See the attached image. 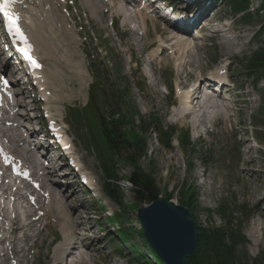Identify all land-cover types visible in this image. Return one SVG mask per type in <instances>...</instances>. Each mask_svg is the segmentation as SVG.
<instances>
[{
	"label": "rangeland",
	"instance_id": "1",
	"mask_svg": "<svg viewBox=\"0 0 264 264\" xmlns=\"http://www.w3.org/2000/svg\"><path fill=\"white\" fill-rule=\"evenodd\" d=\"M66 1L73 2L74 7L71 8V10L80 13L79 20L75 18V22L77 23L80 21L83 30L81 37H94L89 39V41L87 40V44L83 43L81 38L79 40L76 37L75 40L74 37H71L73 45L70 49L66 48V52L62 53L66 55L68 52L67 57L70 56V58L68 57V60L66 56L65 58L69 64L78 61L80 57L82 61L83 58L84 62L82 61L81 63L86 67L90 75L87 85L89 86L93 82L91 77L92 69H98L102 74V84L107 88L111 87L114 89L119 86V84L125 85V89L128 91L132 100L130 105L135 108L137 115L146 121L145 125H149L151 122L154 123L155 118H157L159 122H162L163 126L176 130L179 137H181L185 131L189 133L193 148L188 146L182 148L177 145L176 141H173L171 143V149L169 150L161 148L155 137L151 135V133H148L147 136H145L148 154L146 159L141 161L140 164L143 172L146 174L151 173L161 194L163 196L165 193L170 194L171 201L175 203L179 200L178 187L182 181L187 183L188 186L193 187L196 199L198 200L195 211L191 214L198 227L206 228L210 227L212 224L218 226L221 224L220 219L215 214L220 204L227 205L235 211L234 217L238 222H243L244 216L242 213L239 215V213L236 214V212L242 211V207L245 208V211H243L249 218L248 221L242 225V230L249 241L247 246L248 255L252 259L260 258L261 264H264V212L262 213L260 210L262 209L264 211V77H262L258 84H255L253 78H247L245 70L240 64L244 62L245 58L251 52L258 49V47L261 46V42H263L262 38L259 39V43L258 39L255 38L260 29V24L264 23V13H257L258 10L256 11V8L259 7L258 2L256 0H250L249 11H254V14L251 15L248 24L241 23L238 20V16H233L226 7L222 5L218 6V1L209 7L218 10V22L225 21L226 25L230 26L228 27V29L230 28L229 30H225L223 28L227 27H223V24H221L220 26L222 27L220 28L222 29L212 31L210 37L214 40H218V45L225 43V41L229 46L231 45L230 47L228 46L231 54H229L228 58L224 56V52L221 50L220 46L218 47L216 41H201L204 50H202L200 46L199 50L197 47H194L195 45L192 46L191 50L189 47V52L192 53H194V50L197 53L202 50V54L199 55L201 62L197 55H193L192 58H190V54L181 57L179 54L173 53V57L177 58V64L181 59L183 60L182 66L179 67L182 69L180 73L173 67L175 61L169 60V62H167L168 57H160L162 62L154 61L152 64H149L151 58L150 55H146L148 44L156 40L157 34L166 41L168 39L166 35L160 34L157 29L156 33H154V28L149 23H147L146 37L142 38L138 44L136 35L123 34L128 26L124 25V27H121L120 18H122V16L120 15V18L117 19V21H119L117 30L115 29L116 24L113 25L117 34H120V45L119 41L115 39L114 34L112 35L108 21H105V23L92 21L89 17V10L83 7V2V5H81L79 0ZM96 2L97 5H99L97 12H99L98 15L100 16L103 11V6H100L99 0ZM83 15L86 16L88 20H85ZM108 15L109 14L105 15L104 19L108 18ZM213 16L207 19L209 26L207 22L204 24L206 30H208V28L212 30L218 25L217 21H211ZM232 23L233 25H231ZM158 29H160V27ZM77 31L78 29L76 28V34ZM209 32L203 31L202 36L208 37L210 35ZM227 34H230L231 37H228L230 35ZM176 36L177 40H182L178 39L180 38L178 35ZM81 41L83 43L82 45H80ZM156 43H158L157 40ZM197 43H199L198 40L194 41L193 44ZM149 45L152 46L154 44L150 43ZM211 45L212 47H210ZM63 46L62 44L61 47L63 48ZM232 46L234 47L232 48ZM171 50L177 52L178 48L173 47ZM142 51H144V53H142ZM55 54L58 55L57 57H61L62 55L59 53V50H56ZM222 57L224 59H222ZM160 58L158 60H160ZM186 58H188V60ZM230 59L232 60L231 74H233V77L234 75L239 76L229 81L230 84L233 82L234 85H231L233 91L229 93V98H227L233 102L231 104H234L237 100L234 106L229 104L230 102L228 103L231 118L223 119L224 121L219 120L215 123L216 125H214V129L211 133L206 137L197 139L194 131L191 129L193 125L192 121L187 118L189 120L180 123L172 114L171 106L176 100L172 95L171 85L174 84L173 86L177 85L182 87L185 84L186 86L189 84L190 80L187 74L191 73L193 80H195V74H204V70L200 69L199 65L201 68H210V65H218L220 62ZM218 60L220 62H218ZM44 61L48 64L47 61L49 60ZM148 67L153 69L156 86L151 81L144 80V75ZM187 68L190 72L187 71ZM182 73L185 74L184 80L181 78L183 75ZM56 81L57 83L61 82L58 80ZM163 84L171 93L168 98H165L163 88H159L158 86ZM62 86L65 88L67 87V89H61ZM62 86L55 90L59 94L60 100L50 101L49 108L54 119H58L60 115L62 118H65L69 129V138L73 139L75 154L78 159L80 158L82 160L83 170L92 176V180H94L93 190L96 192L95 200H93L89 193L84 195L78 189L77 195L74 196L75 198L71 197V200H69L73 206L74 202L76 207L80 205L78 207L80 209H78L79 212L84 208L86 209L85 212L86 215H88L87 219L90 218V222L87 221L84 226H87L85 227L87 231L92 230L90 231V235H93L96 240L100 239L94 243L91 242V245L90 241H87L89 236L87 238L85 237L83 240V243L89 246L87 250L92 251L91 247H93V252H90L92 255L89 253V256H91L88 257L87 263L114 264L113 261L115 259H120L121 264H131V260L134 259L131 257V259H129L128 254L125 256L126 251L124 248L118 246L115 240H113L116 227L107 229L102 223V219L107 216H114L115 213L117 215L121 214H119L120 209L115 205L116 203L114 204L111 202L102 193L100 188L102 175L100 172V163L98 162L108 163L110 161V154L106 152V144L100 136V127L97 117L88 114L87 111L84 112V106L89 97L87 86L86 84L81 85L79 82L77 84L75 79L68 83L65 81ZM237 89L240 90L232 94ZM232 97L235 100H232ZM75 108L83 109V114L73 111ZM196 115L197 113L192 115L191 118ZM31 116H33L32 113ZM73 116L75 119H73ZM150 117H152V121L149 120ZM135 121L136 125H141L140 121ZM239 123H242L244 126L243 132H240L241 128ZM254 129L259 130L258 133L260 136L253 134ZM235 132H237V135H232V133ZM243 133L246 139L243 138L241 142ZM247 139L249 141L245 144ZM252 140H254L255 144ZM249 146L254 149L249 150L250 152L247 154L245 150ZM202 158L204 159L202 160ZM247 161H252L253 164L251 169L247 167L245 163ZM148 164L150 166V173ZM114 168L120 176H129L133 172L131 166L124 163H120L118 167L114 164ZM126 186L128 185L126 184ZM122 196L125 201L133 202L131 193L126 192L123 193ZM80 203H82L83 206ZM128 210L130 211H127V217L132 220L129 226L138 227V223L135 221L136 212L132 207H128ZM206 210H210L214 214L208 217L206 215ZM70 213L73 212L71 211ZM76 213L78 214V211H76L75 214ZM89 213H94V216H91ZM55 216L57 217V215ZM84 226L79 225L76 227L75 231L78 232L77 234L88 233L82 232L86 231L82 228ZM95 226L98 227L97 231H95ZM55 227L56 226L51 223L49 228L38 236V255L34 264H51L53 248L57 247L61 240V233ZM100 234H106V236L102 237ZM79 236L80 235H78V237ZM109 236H111V238ZM56 241H58V243H56ZM132 242L143 248V244L138 237H132ZM125 247L133 255L140 258V255L135 253L128 245ZM79 251V253L76 251L77 256L83 252V250ZM59 253L60 251L57 252L53 264H57V262L58 264L64 263L59 259ZM82 254L84 256L88 255L87 252ZM120 261L115 260L116 264H120ZM135 264H139V262L136 261Z\"/></svg>",
	"mask_w": 264,
	"mask_h": 264
},
{
	"label": "bare ground",
	"instance_id": "2",
	"mask_svg": "<svg viewBox=\"0 0 264 264\" xmlns=\"http://www.w3.org/2000/svg\"><path fill=\"white\" fill-rule=\"evenodd\" d=\"M43 1H45V0H43ZM81 1L84 3V7L89 10V12L91 13V16L96 18L97 20H99V18H97V15L99 14V12H97L99 5H97V2H96L98 0H81ZM110 1L114 2L117 5L116 6L117 12L123 13L122 11H124L126 8L123 4L116 3L115 0H110ZM111 2H110V4H111ZM24 5L27 6V9L24 10V13H23V15L26 18V21L24 22L25 29L28 31V34L32 40V43L35 46L37 55L38 56L40 54L42 55V57H39V58L40 59L45 58L46 60L49 59L50 64H51L49 70H45L43 68V70L39 73L40 74V77L38 78V81H40L39 85L42 86L43 90H44L43 94H41V97H43L45 99L44 95H46V93H47L46 91H49L48 87H50V86L52 87V85H53V90H56V86L57 87L61 86L62 81H66V83H68V82L72 81L73 79H75L77 84H78V82L81 85L85 84L88 81L89 75L87 74L85 69L82 67V63H77L75 61L74 63L69 64V62L66 61V58H67V60H68V57L70 58V56L67 57L68 52L64 56L61 55V57H57L58 55H56L55 51L52 49L51 43L49 42V38L47 36V33L45 32L44 23H43V21L37 19V18H39V16L36 17V15H35V9H34L35 7L38 8L39 12L42 11V8L40 5V0H25ZM50 9L51 8H49V10ZM47 14L52 15L54 17V18H52V21L56 25L55 16L57 19L60 16L57 13H55V11L54 12L49 11V12H47ZM135 15L137 16V18L139 20V24L141 25L140 28L146 33L147 32V26H146L145 21L149 17L150 12L149 11H144V12L137 11V12H135ZM32 16H33V19L31 18ZM202 16H203V14L199 15L197 17V21L201 20ZM208 16H209V13H208ZM60 19L61 20H59V21H62L61 22L62 24H60L61 28L66 29V26L64 25V19L61 17H60ZM207 21L208 20L206 19V22ZM152 24L154 26V32L155 33H156V29H157V30H159L160 34L166 35L168 37V39L165 43L170 42V44H171L170 49H172L173 47L178 48L177 52H175V51L173 52L174 49L172 50V52L174 54H179L181 57H183V55L186 56L187 54H190V56H191L190 58H192V56L194 54L192 52H189V47L191 46V44H190L191 42L189 43L188 39L185 38V37L189 38V35H187L190 32L189 30H184V29L183 30H171V29L169 30L167 27H160V29H158L159 27L157 28L156 23L152 22ZM200 24H201V22H200ZM59 30H60V27H59ZM172 32H174L175 34ZM180 32H184L183 33L184 36L180 35L179 34ZM176 35H178L179 37L181 36L180 38L182 40H177ZM157 39L161 40L162 37L157 34ZM197 40L199 42V38H197ZM219 42H220V40H219ZM193 45H195L194 47H197V49L199 50V46H200L199 43L193 44ZM219 46L221 47V50L224 52V56H227V58H228L229 54H231L230 48H229L231 45L229 46V44L226 43V41H225V43L220 44ZM151 47L153 48L151 51V56L153 58H155V60H157V61L160 58V56H158L159 51H162V53L164 52V50L167 51V48L162 47L161 45L155 47V44H154ZM233 47L234 46H232V48ZM191 49L192 48L190 47V50ZM39 52H40V54H39ZM71 52H73V51H71ZM65 56H66V58H65ZM222 59H224V58L222 57ZM159 61L162 62L161 58ZM57 62L62 63L64 65L68 64L69 66L66 67V69L64 68V70L62 69V73H60V72H58ZM194 62H196V61H194ZM182 63H183V60L181 59L178 63V66L179 67L182 66ZM190 64H191V62H190ZM184 68H186V67H184ZM194 69H195V66H194ZM226 69L228 71V67ZM34 74L36 75V73H34ZM203 75L204 74L201 75V74L197 73V74H195V80H193L191 73L187 74V76L190 77L189 84H187L186 86L184 84V86H182L183 88L189 87V85L193 81L200 83V86H199L198 91L182 92L178 95V97H177V103L178 104L174 107V116H176V117L178 116V121H180V122L186 121V120H188L187 118L190 119L192 115L196 114V112L198 115L200 113L199 100L202 97H204L203 101L205 102L203 104V107H206V109L207 108H212V109L217 108V105H216L217 101L227 102V100H229L227 97H225L223 95H229V93L233 91V87L231 86L230 82L224 84V86L222 87V92L219 95H216L215 97L210 96V95H213V93H211V91H210L211 87L206 88L207 83H205L204 79L202 78ZM56 80L61 81V82H59L60 84L57 83ZM177 87L179 88L181 86H177ZM212 92H214V91H212ZM18 95H19V92H18ZM206 95H208L210 98L213 97L215 99L214 100L215 103L210 101V98ZM54 96H55V98L57 97L56 95H54ZM54 96H53V98H54ZM228 102L233 103L230 100ZM192 103L194 104V106L191 105ZM46 106H47V103H46L45 107ZM18 107H20V110H21L20 113H17V115H19L20 119H22V118L26 119L30 116V114L23 112L28 107V104H26L24 101L20 100V101H18ZM27 110H29V109H27ZM27 110H26V112H27ZM196 116H195V118H196ZM222 118H230V116L229 115H222ZM7 121H11V128L10 129H12V130H19L20 129V125H18V126L14 125L12 120H7ZM12 125H14V126H12ZM21 127H23V125H21ZM23 128H25V126ZM8 130L9 129L0 128V136H1L0 139L6 141V145L8 147V151H7L8 156L10 158H13V157H16V155H20V153L18 151L19 145H17V144H19V141L15 140L13 138V136L9 134ZM245 153L248 154L249 151L247 150ZM29 162L31 163V161L26 162L24 160V163H26V164H28ZM245 163L247 164V167H250V169H251V166L253 164L252 161H247ZM244 167H245V165H244ZM21 168L22 169L24 168V166L22 164H21ZM48 175L51 176L52 173H48ZM88 178L90 180V177H88ZM45 181L48 184H46L44 182H41L40 184L45 189L44 193L47 194L46 199L42 200L41 198H37V205L35 208L36 212L42 213L43 218H38V219L33 220L31 217V214H29L31 212V210H29L24 215L25 223H20L19 221H16L15 219H13L12 221H9L10 227H11V229H10L11 234L16 235L15 232H19V234L21 236H19L18 238H14V240H10L9 239L10 238L9 231L8 230L6 231V229L1 230V231L6 233L7 237L4 240H0V244L2 246L5 245V243H9V245L10 244L13 245V242H14V245L10 250L4 249V254L0 255V264H8V261L10 259H12L14 261V264H26L28 258L29 257L32 258V248L29 247L30 246L29 240L31 238H33L31 240H33V250H34L35 249V240L39 236V234H36V230L38 231L41 226L45 227L46 222H48L50 220L54 222V224L57 226L59 231L62 233V237H63L61 245L58 246L57 248H55V250H54V255H53L54 257L52 259V264L54 262L53 260L57 256L56 254L58 251H60L59 259H61L62 262H64L63 264H88L87 259H88V257L91 256V255L89 256V253L91 250L90 251L87 250V249H89V246L86 245V243H83V240L85 239V237L87 238L88 236H90V234L89 233L77 234V232L75 231L77 226H79V225L84 226L87 223V221H89L90 218L87 219L88 215H86V212H85L86 209L84 208V209H82L81 212H79L80 209L78 207L80 205L78 207H76L75 202H74V206H75L74 207L73 204L69 202V200H71V197L76 196V191L73 189L71 190L70 185H67V184L62 185L58 179H47L46 178ZM3 182H5V181H3ZM3 182L0 183V191L2 192V194H6L9 189L4 187ZM21 182H24V181L21 180ZM12 194L17 199L22 198L17 193H12ZM260 210L262 211V213L264 212L262 209H260ZM71 211L73 213H70ZM76 211H78V214L77 213L75 214ZM35 215H33V216H35ZM55 215H57V217ZM0 217L3 218V220H7L6 215L2 212V210H0ZM2 224L4 225V223H2ZM39 225H40V227L37 228ZM85 227L86 226H84L82 228H85ZM35 228H37V229L35 230ZM196 231H197V235H198L197 228H196ZM38 233H39V231H38ZM78 235H80L79 236L80 238L78 237ZM88 240H89V237H88ZM18 243L23 244V246L17 247ZM79 250H83V252H81V254L77 256V253L80 252ZM196 250H197V247H196ZM76 251H78V252L76 253ZM2 252H3V250L0 251V253H2ZM86 252L88 255L84 256L82 253H86ZM75 255H76V259H75ZM195 255H196V253H195ZM35 258L36 257L34 256L33 257V263L35 261ZM68 259H70V260H68ZM116 262H118V261H116ZM57 264H58V262H57Z\"/></svg>",
	"mask_w": 264,
	"mask_h": 264
},
{
	"label": "trees",
	"instance_id": "3",
	"mask_svg": "<svg viewBox=\"0 0 264 264\" xmlns=\"http://www.w3.org/2000/svg\"><path fill=\"white\" fill-rule=\"evenodd\" d=\"M260 2L261 6L259 12L264 13V0H256ZM228 7L236 13H245L248 9L250 0H225ZM250 13H245L242 17V21L250 22ZM258 39L264 38V23L260 24L258 32ZM246 69L250 74L262 70L264 72V41L262 46L255 50L249 60L245 62ZM260 70H259V69ZM95 95H91L88 109L90 112H94L95 103H97V94H100L99 88L95 86ZM111 96H117V99L121 98V94H125L124 91L118 90L117 94L113 91L109 93ZM96 109V110H95ZM117 115V118L114 117ZM130 116L127 113L122 114L118 112H112L108 117V120L102 119L101 131L104 135L105 141L108 145V151L111 154V161L115 160V163H124L131 166L134 172L129 177L119 178L115 172H111V166H105L106 180L105 189L110 193L111 197L116 200L120 205V208L124 210L122 205L121 194L116 186L117 180L120 179L129 182L132 186L130 192L133 196L132 203L126 201L127 207H132L134 211L142 204H149L157 199L160 193L153 175H151L150 166L148 164V170L150 174H146L140 168V163L145 159L147 150L144 140V134L147 130L142 126L135 127V121L126 120ZM144 125V124H143ZM179 144L182 148L185 146L190 147L191 144L188 140V136L185 135L180 138ZM168 145V144H167ZM112 182V184H110ZM166 199H170L171 195L165 193ZM179 204L188 208L193 214L197 205V199L194 193L193 187L188 186L183 182L180 185L179 191ZM234 212L227 205H220L215 212L221 220V225L214 227L213 225L207 228L197 227V250L196 255L187 260V264H261L260 259H251L246 253L247 240L243 234L242 221L238 222L234 217ZM240 213V212H239ZM242 213V212H241ZM125 216V213L123 211ZM208 217L211 212L206 211ZM243 215H245L243 213ZM129 219L126 220L128 222ZM128 232L134 234L133 228H129ZM121 233L124 238H129L127 232L122 229ZM143 244H145L141 234H139ZM137 252L138 247L132 246ZM153 257L155 256L152 251L147 250ZM157 262V261H156ZM158 263V262H157ZM159 264V263H158Z\"/></svg>",
	"mask_w": 264,
	"mask_h": 264
},
{
	"label": "water",
	"instance_id": "4",
	"mask_svg": "<svg viewBox=\"0 0 264 264\" xmlns=\"http://www.w3.org/2000/svg\"><path fill=\"white\" fill-rule=\"evenodd\" d=\"M136 218L147 244L164 264H186L194 257L197 231L188 209L160 199L138 209Z\"/></svg>",
	"mask_w": 264,
	"mask_h": 264
},
{
	"label": "snow or ice",
	"instance_id": "5",
	"mask_svg": "<svg viewBox=\"0 0 264 264\" xmlns=\"http://www.w3.org/2000/svg\"><path fill=\"white\" fill-rule=\"evenodd\" d=\"M15 0H3L2 3H0V13L3 14L6 22H7V28L8 31L16 36H18L20 38L21 41H23L25 44H27V39L26 37L23 35L20 27H19V16L10 14L9 12V7L12 3H14ZM25 55H29L27 51H25ZM29 59H31V57L29 56ZM5 86H7V81H4ZM8 157L5 156V161L7 162Z\"/></svg>",
	"mask_w": 264,
	"mask_h": 264
}]
</instances>
